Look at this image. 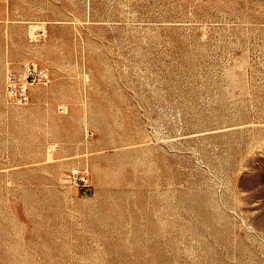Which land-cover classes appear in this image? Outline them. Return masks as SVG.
<instances>
[{
    "label": "rangeland",
    "instance_id": "obj_1",
    "mask_svg": "<svg viewBox=\"0 0 264 264\" xmlns=\"http://www.w3.org/2000/svg\"><path fill=\"white\" fill-rule=\"evenodd\" d=\"M0 264H264V0H0Z\"/></svg>",
    "mask_w": 264,
    "mask_h": 264
},
{
    "label": "built area",
    "instance_id": "obj_2",
    "mask_svg": "<svg viewBox=\"0 0 264 264\" xmlns=\"http://www.w3.org/2000/svg\"><path fill=\"white\" fill-rule=\"evenodd\" d=\"M48 75L42 67L29 65L23 78H19L13 72H9L5 79V88L8 94L17 102H28L30 97V86L36 80H42ZM70 175L78 179L83 185L88 182V170L74 166L70 169Z\"/></svg>",
    "mask_w": 264,
    "mask_h": 264
}]
</instances>
